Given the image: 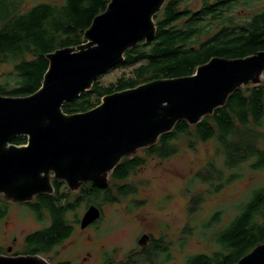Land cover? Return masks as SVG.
Here are the masks:
<instances>
[{
    "label": "trees",
    "instance_id": "1",
    "mask_svg": "<svg viewBox=\"0 0 264 264\" xmlns=\"http://www.w3.org/2000/svg\"><path fill=\"white\" fill-rule=\"evenodd\" d=\"M110 1L54 0L24 8L23 1L0 0V69L11 67V71L0 74V95L26 97L37 92L49 68L47 55L85 43V32L95 17L106 11ZM250 1L254 0H167L155 16V39L129 50L123 63L106 75L117 70H128V74L124 73L108 85L102 83L106 75L100 77L77 100L65 103L64 112H87L99 105L106 95L156 79L193 75L198 67L214 57L237 59L264 51V9L249 17L235 12L236 7ZM263 124L264 79L260 85L249 83L237 89L225 106L196 125L179 121L155 145L140 150L145 159L139 155L123 158L111 173L108 188L99 189L85 183L73 192L64 182L53 179V194L37 195L32 202L20 203L30 210L37 222L48 219L49 223L28 234L23 252L14 255H47L73 235L80 222L79 219L72 221L69 216L79 208L85 204L88 207L116 204L136 194V185L127 181L146 164V158L166 159L176 155L181 144L193 148L195 140L214 141L213 157L196 174L207 189L192 195L188 204L191 218L205 197L216 195L226 185L242 180L245 167L251 172L264 171ZM27 143V137L13 141L17 146ZM9 204L0 195V220L7 217ZM221 213L216 212L203 224L204 229L213 233L215 248L187 256L185 264H236L264 243V187L252 191L229 223L221 224ZM169 246L170 242L161 237L147 249L133 250L124 261L106 257L105 262L164 264L172 258ZM1 253L4 251L0 248Z\"/></svg>",
    "mask_w": 264,
    "mask_h": 264
},
{
    "label": "water",
    "instance_id": "2",
    "mask_svg": "<svg viewBox=\"0 0 264 264\" xmlns=\"http://www.w3.org/2000/svg\"><path fill=\"white\" fill-rule=\"evenodd\" d=\"M166 1L111 0L85 32V43L47 55L49 68L37 92L0 95V195L5 200L26 203L53 194L52 179L71 191L85 183L108 188L123 158L155 145L181 120L198 124L244 85L262 83L264 51L237 59L214 57L193 75L156 79L106 95L87 112L65 113V103L77 100L123 63L129 50L155 39V16ZM18 137H27V146L13 144ZM101 216L100 208L90 206L81 229ZM147 239L142 236L140 244ZM0 264L51 263L40 255L0 254ZM236 264H264V243Z\"/></svg>",
    "mask_w": 264,
    "mask_h": 264
},
{
    "label": "rangeland",
    "instance_id": "3",
    "mask_svg": "<svg viewBox=\"0 0 264 264\" xmlns=\"http://www.w3.org/2000/svg\"><path fill=\"white\" fill-rule=\"evenodd\" d=\"M17 1H23L27 8L54 0ZM263 9L264 0H254L236 7L235 12L241 17H249ZM9 71L11 67L3 66L0 74ZM128 72L117 70L106 75L102 83L108 85ZM192 147L181 144L179 152L166 159L146 158V164L127 181L136 185V194L117 204L102 205L103 214L96 227L82 230L81 224L76 225L72 238L64 246L41 257L51 264L60 259L75 264H107L106 257L122 261L133 250L142 247L138 240L143 235L157 239L164 237L170 242L172 258L164 264H185L187 256L214 249L213 233L204 229L203 224L216 212H222V225L229 223L239 212V207L251 197L252 191L264 187V171L251 172L245 167L242 180L226 185L216 195L205 197L198 212L190 218L188 204L192 195L207 189L196 174L213 157L215 142L195 140ZM137 155L145 159L141 151ZM8 206L7 217L0 220V248L6 254L11 248L10 255H14L23 252L28 234L45 227L49 221L37 222L30 210L20 203L10 202ZM88 208L85 204L69 217L81 222Z\"/></svg>",
    "mask_w": 264,
    "mask_h": 264
},
{
    "label": "flooded vegetation",
    "instance_id": "4",
    "mask_svg": "<svg viewBox=\"0 0 264 264\" xmlns=\"http://www.w3.org/2000/svg\"><path fill=\"white\" fill-rule=\"evenodd\" d=\"M111 176V175H110ZM53 180V179H52ZM55 180V179H54ZM109 180H110V177H109ZM117 204V203H116ZM98 208H100L101 209V213L103 214V210H102V208L101 207H98ZM102 217V216H101ZM71 218V217H70ZM101 219V218H100ZM98 222H99V220L97 221V222H95L94 224H92L91 226H89L88 228H94V227H96V225L98 224ZM87 229V228H86ZM85 229V230H86ZM74 234V233H73ZM144 236V235H143ZM70 238H72V236L70 237ZM70 238H68L67 240H65V241H63V243H61V244H59L58 246H56L52 251H54L55 249H57V248H60V247H62V246H64L65 245V243L66 242H68L69 241V239ZM142 238V236L139 238V240H138V244H139V246H142V247H140V249H137V250H143V249H147V248H149L151 245H152V243L157 239V238H154V237H152V236H150V237H148V239L146 240L147 242L146 243H144V244H140V239ZM9 249H11V248H9ZM9 249H8V251H7V254L6 253H1V255H10V253L11 252H9ZM51 251V252H52ZM50 252V253H51ZM29 255V254H28ZM10 256H17V255H10ZM122 261H124V260H122ZM61 262H70V263H73V264H75L73 261H70V260H66V259H60V260H58L56 263H61ZM116 262H120V261H116Z\"/></svg>",
    "mask_w": 264,
    "mask_h": 264
},
{
    "label": "bare ground",
    "instance_id": "5",
    "mask_svg": "<svg viewBox=\"0 0 264 264\" xmlns=\"http://www.w3.org/2000/svg\"><path fill=\"white\" fill-rule=\"evenodd\" d=\"M13 143V142H12ZM97 207V206H96Z\"/></svg>",
    "mask_w": 264,
    "mask_h": 264
}]
</instances>
